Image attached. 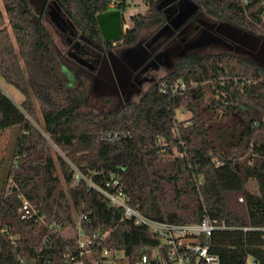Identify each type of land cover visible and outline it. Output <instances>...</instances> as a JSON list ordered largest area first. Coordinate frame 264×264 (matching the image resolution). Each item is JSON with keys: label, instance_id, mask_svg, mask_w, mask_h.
Listing matches in <instances>:
<instances>
[{"label": "trees", "instance_id": "trees-1", "mask_svg": "<svg viewBox=\"0 0 264 264\" xmlns=\"http://www.w3.org/2000/svg\"><path fill=\"white\" fill-rule=\"evenodd\" d=\"M57 1L96 41L102 40L97 14L112 2L123 12L130 5L127 0ZM160 1L146 0V12L130 16L125 43H134L143 28L161 24ZM3 2L15 39L0 6V73L24 100L18 105L0 86V131L19 129L7 178L0 179V264H77L79 227L97 236L84 264H107L105 248L122 250L129 264L143 252L152 257L150 264H164L153 256L161 237L125 218L84 177L109 190L118 180L129 203L153 219L178 224L216 219L225 227L199 241L222 264H247L250 258L264 264V68L232 51L194 52L139 101L84 112L80 107L88 92L81 75L65 67L35 5ZM192 2L219 20L264 34V0ZM36 101L49 138L30 119H38ZM178 110L190 111L191 117L180 119ZM110 131L122 134L116 140L102 137ZM50 141L66 153L59 157L64 178ZM77 170L84 177L73 185ZM250 180H256L257 191L248 188ZM21 197L36 215H19ZM53 221L57 226H50Z\"/></svg>", "mask_w": 264, "mask_h": 264}, {"label": "flooded vegetation", "instance_id": "flooded-vegetation-1", "mask_svg": "<svg viewBox=\"0 0 264 264\" xmlns=\"http://www.w3.org/2000/svg\"><path fill=\"white\" fill-rule=\"evenodd\" d=\"M34 5L39 8L41 16H50L52 20L53 12L47 3ZM159 7L165 14L164 20L157 25L165 26L161 40L158 38L155 40L152 37H145L143 40L137 38L134 43H125V45L120 43L121 40L106 41L103 37L102 40L96 41L84 34L73 21L71 26L59 23V28L69 32L66 55L85 70L91 81V89L96 95L118 98L122 105L131 102L129 101L131 97L142 91L145 84L155 83L159 70H170L174 66V59H177L178 63L188 54L197 52L187 49L186 46L205 31L218 33L215 30L217 25L214 30L210 28V25L213 22L218 24L222 21L188 12L174 22L173 16L160 5ZM126 33L124 30L123 37ZM223 47L234 52L226 46ZM60 54L63 57L64 53ZM64 65L69 71L71 70L65 62Z\"/></svg>", "mask_w": 264, "mask_h": 264}, {"label": "rangeland", "instance_id": "rangeland-1", "mask_svg": "<svg viewBox=\"0 0 264 264\" xmlns=\"http://www.w3.org/2000/svg\"><path fill=\"white\" fill-rule=\"evenodd\" d=\"M128 3H130L128 9L123 12L124 14V26L127 27L125 30L126 32L128 29L131 27V22H130V16L132 14H137V13H145L147 10V4L146 0H127ZM32 3V2H31ZM159 5L163 7L169 15L173 16V21L179 17H181L184 13H195L198 16L202 17H213L210 14H208L204 9L200 8L197 6L195 3L192 2V0H163L159 2ZM0 6L3 10V13L5 15L6 22L8 23V17L6 10L4 8V2L3 0H0ZM116 9L115 7H110L109 10H114ZM33 10L36 12V14H39V10L33 6ZM68 15V14H67ZM69 16V15H68ZM70 17V16H69ZM215 18V17H214ZM70 19L76 24V22L70 17ZM43 21L47 25L48 29L50 32L53 34L57 49L59 53H64L63 54V62L69 65L70 67V72H78L81 75V78L85 84L86 90L88 92V99L86 104L82 105L80 107V110L87 112V111H92V112H106L113 110L115 108H118L122 103H120V100L118 98L112 97V96H99L96 95L92 89H91V81L86 75L85 70L76 62L71 60L67 55L66 51V43H67V37L69 36L68 31H63L57 23L53 20L50 19V16H43ZM77 25V24H76ZM8 26L10 28V33L14 38L13 32L11 30V27L8 23ZM78 26V25H77ZM164 31H165V26H148L143 28L139 34L138 38L139 40H143L145 37L149 38L152 37L153 39L157 40L158 39H163L162 36H164ZM253 32V31H252ZM260 34V33H259ZM264 35V34H261ZM155 36V37H153ZM120 43L125 45V41L122 38ZM199 53H220V52H225L228 51L227 48L219 45H210L201 49L196 50ZM175 63L172 69L166 70V69H161L159 72H157V78L156 81L160 80L163 76L167 75L171 71H173L177 64V59H174ZM155 81V82H156ZM0 86L1 88L18 104L21 105L22 101L24 100V95L13 85L7 83L5 79L2 77L0 73ZM152 86V84L147 83L143 87V90L140 91L137 94H134L129 101L131 102H137L139 101L140 97ZM211 99L210 95H207V101ZM36 107H37V117L38 119L31 117V121L46 135L47 138H49V133L45 130L44 122L42 119L41 111L39 104L36 101ZM177 115L180 119H189L191 117V112L190 111H182L178 110ZM18 135H19V129L17 127L7 129L4 131H0V179L4 180L7 178V174L9 171V167L12 163L13 160V152L18 140ZM51 143V152L54 156V158L57 161V167L59 171V175L61 178H64L63 175V170L61 168V165L59 163V157H65L66 153L59 147L56 146L52 141ZM247 159V157L245 158ZM10 186H12V182L10 181ZM72 184H76V179L72 181ZM248 188L251 189L252 191H257V182L256 180H250L248 182ZM69 233V231H67ZM117 256H120L122 260H117L111 264H129L128 259L126 258L125 254L123 253L122 250L119 251V254ZM112 258V257H111ZM251 259V258H250Z\"/></svg>", "mask_w": 264, "mask_h": 264}, {"label": "built area", "instance_id": "built-area-1", "mask_svg": "<svg viewBox=\"0 0 264 264\" xmlns=\"http://www.w3.org/2000/svg\"><path fill=\"white\" fill-rule=\"evenodd\" d=\"M112 2L110 7H113ZM119 131H110L103 134V138L116 140L121 136ZM80 177H84L78 170L76 172V180ZM84 179L91 186H94L100 190L108 199L112 206L123 210L124 217L132 220L137 225H145L151 232L158 235L162 239L160 244L153 254V256H159L163 260L164 264H169L166 258L174 260V264H193L192 257L196 256L194 264H199L200 260H203L205 264H222L218 255L212 253L207 245L202 244L199 241L200 236H210L212 232L218 228H223L225 225H218L216 219L205 217L199 223H185L178 224L168 221H162L150 218L144 215L138 208L129 203V198L125 192L123 186L118 180L115 181L116 187L114 190H109L95 184L92 178ZM240 200H243L240 197ZM18 213L21 217H32L37 214V209L32 203L25 197H21V201L18 205ZM85 218L84 215L81 219ZM42 222L45 223L42 216H40ZM50 226H57V223L53 221ZM77 244L79 247V253L81 259L77 264H84V256H90L93 253V247L96 245V235H88L82 231L79 227L77 231ZM103 239V236H100ZM164 244L168 246L165 250ZM120 250H110L105 248L103 255L108 257L107 264H111L117 261L120 256ZM112 257V258H111ZM152 257L147 252H143L140 259L136 264H150ZM247 264H255L253 259H249Z\"/></svg>", "mask_w": 264, "mask_h": 264}, {"label": "water", "instance_id": "water-1", "mask_svg": "<svg viewBox=\"0 0 264 264\" xmlns=\"http://www.w3.org/2000/svg\"><path fill=\"white\" fill-rule=\"evenodd\" d=\"M33 4H48L52 9V20L59 25H73L70 17H67L62 5L57 0H30ZM101 35L106 41L122 40L124 30L123 11L120 9L107 10L96 16ZM217 25V27H215ZM212 31H205L202 35L193 39L186 46L189 50L201 49L213 44L223 45L240 55L248 56L258 65L264 68V35L257 34L230 22H213L210 25ZM96 45V44H95Z\"/></svg>", "mask_w": 264, "mask_h": 264}]
</instances>
